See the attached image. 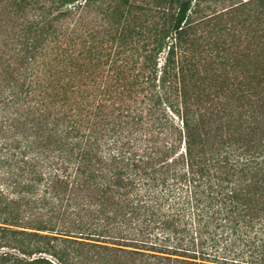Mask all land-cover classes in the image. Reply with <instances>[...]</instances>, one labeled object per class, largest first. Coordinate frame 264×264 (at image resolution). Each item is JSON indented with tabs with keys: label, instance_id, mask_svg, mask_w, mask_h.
Wrapping results in <instances>:
<instances>
[{
	"label": "trees",
	"instance_id": "16d2710c",
	"mask_svg": "<svg viewBox=\"0 0 264 264\" xmlns=\"http://www.w3.org/2000/svg\"><path fill=\"white\" fill-rule=\"evenodd\" d=\"M0 264H264V0H0Z\"/></svg>",
	"mask_w": 264,
	"mask_h": 264
}]
</instances>
